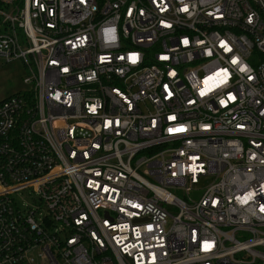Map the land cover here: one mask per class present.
Listing matches in <instances>:
<instances>
[{
    "label": "built area",
    "instance_id": "built-area-1",
    "mask_svg": "<svg viewBox=\"0 0 264 264\" xmlns=\"http://www.w3.org/2000/svg\"><path fill=\"white\" fill-rule=\"evenodd\" d=\"M0 58V264H264V0H2Z\"/></svg>",
    "mask_w": 264,
    "mask_h": 264
},
{
    "label": "rangeland",
    "instance_id": "rangeland-1",
    "mask_svg": "<svg viewBox=\"0 0 264 264\" xmlns=\"http://www.w3.org/2000/svg\"><path fill=\"white\" fill-rule=\"evenodd\" d=\"M25 68L21 62L6 64L0 58V102L20 92H26L30 86L24 83ZM201 192H193L191 196L199 199Z\"/></svg>",
    "mask_w": 264,
    "mask_h": 264
},
{
    "label": "trees",
    "instance_id": "trees-1",
    "mask_svg": "<svg viewBox=\"0 0 264 264\" xmlns=\"http://www.w3.org/2000/svg\"><path fill=\"white\" fill-rule=\"evenodd\" d=\"M2 6V0H0V7Z\"/></svg>",
    "mask_w": 264,
    "mask_h": 264
},
{
    "label": "snow or ice",
    "instance_id": "snow-or-ice-1",
    "mask_svg": "<svg viewBox=\"0 0 264 264\" xmlns=\"http://www.w3.org/2000/svg\"><path fill=\"white\" fill-rule=\"evenodd\" d=\"M182 130V129H181Z\"/></svg>",
    "mask_w": 264,
    "mask_h": 264
}]
</instances>
